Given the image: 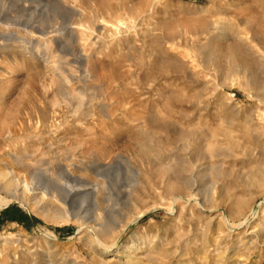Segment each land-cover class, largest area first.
<instances>
[{"label":"rangeland","instance_id":"374dc122","mask_svg":"<svg viewBox=\"0 0 264 264\" xmlns=\"http://www.w3.org/2000/svg\"><path fill=\"white\" fill-rule=\"evenodd\" d=\"M0 43V181H57L0 189V264H264V0H0Z\"/></svg>","mask_w":264,"mask_h":264},{"label":"bare ground","instance_id":"6f19581e","mask_svg":"<svg viewBox=\"0 0 264 264\" xmlns=\"http://www.w3.org/2000/svg\"><path fill=\"white\" fill-rule=\"evenodd\" d=\"M10 25V24H8ZM11 26V25H10ZM26 28V27H25ZM237 33V31H235ZM239 32V31H238ZM241 34V33H240ZM8 35V34H6ZM3 36V35H2ZM9 38V37H8ZM14 38V36L12 37ZM239 38L242 42H244L246 45H250L251 44V40L248 41L247 40V37H243V36H240L239 35ZM237 38V39H239ZM14 40V39H13ZM12 40V41H13ZM9 43H10V40H7ZM6 41V42H7ZM6 43V44H9V43ZM14 42V41H13ZM34 42V41H33ZM5 43V42H4ZM2 44V43H0ZM31 44V43H30ZM4 46V45H3ZM22 47H24V45L22 44L21 45ZM26 47V46H25ZM28 47V46H27ZM45 47V46H44ZM253 49V47H252ZM19 163L21 164L22 162L19 161ZM67 172V171H66ZM65 172V173H66ZM42 171L40 172L39 170L38 171H30V174L32 176V182L29 184L25 183L24 181H21V180H18V179H14V177H12V171L8 170L6 172H4V179H2V181H0V189L2 190H10V188H15V191L17 193V191L19 190V188H23V190H27L29 192H35L39 189H44V188H48V187H45V186H42L41 182H44L45 184L47 185H54V186H57L55 184H57V181H52L50 179H47L44 175L45 174H41ZM48 174V173H47ZM192 185V184H191ZM53 188H56L54 187ZM90 186H92L90 188ZM62 187V186H61ZM63 188V187H62ZM64 188H68L67 187H64ZM71 188H74V189H71V190H67L68 191V194H71L72 196H75L76 198H80V197H93L94 193L98 190V185H95V184H92L90 185V183H86V182H80L79 183V186L77 187H71ZM45 190V189H44ZM21 191V190H20ZM46 194H47V191H44ZM73 193V194H72ZM13 196V195H12ZM95 227V226H94ZM133 257V256H132ZM132 259V258H130Z\"/></svg>","mask_w":264,"mask_h":264}]
</instances>
